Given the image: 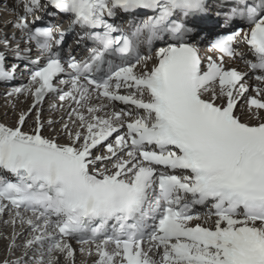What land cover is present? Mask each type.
<instances>
[{
  "label": "snow or ice",
  "instance_id": "obj_1",
  "mask_svg": "<svg viewBox=\"0 0 264 264\" xmlns=\"http://www.w3.org/2000/svg\"><path fill=\"white\" fill-rule=\"evenodd\" d=\"M21 5L0 82L19 67L10 52L30 76L8 95L31 103L0 122V217L26 238L13 231L23 251L3 264H76L73 242L93 264H264V0H219L214 39L209 0ZM57 15L67 29L45 19ZM77 28L93 46L65 60ZM50 96L59 119L43 117Z\"/></svg>",
  "mask_w": 264,
  "mask_h": 264
},
{
  "label": "bare ground",
  "instance_id": "obj_2",
  "mask_svg": "<svg viewBox=\"0 0 264 264\" xmlns=\"http://www.w3.org/2000/svg\"><path fill=\"white\" fill-rule=\"evenodd\" d=\"M14 18L15 16H11L7 14L4 9H0V38L7 37L10 39V34L16 35L17 32L11 29L12 25L10 23L11 20ZM0 93H1L0 105L3 106L4 101L6 100V105L9 106L0 111V122L13 124L15 122L16 113L20 110L25 109L28 105L27 104L28 102L24 103L25 98L21 97V98H17L13 104H10V99L6 98L1 91ZM2 99L5 100L3 101ZM43 109H44L43 111L44 118L51 117L52 119H58L61 115V112L49 111L46 106H44ZM5 111H7V113L3 114V112ZM55 127L58 129L59 124L55 125ZM49 133L50 130H47L45 132L46 135H48ZM6 220H7L6 215H4L2 219H0V264H3L4 261H16L17 257H19L22 254L23 249L21 247H16V248L11 247V237L13 235V231L15 230L16 233H24L16 237L17 245H22L24 239L26 238V232L21 226L17 224L14 229L11 224L5 223ZM15 254L17 256H15ZM12 257L13 259H11Z\"/></svg>",
  "mask_w": 264,
  "mask_h": 264
},
{
  "label": "rangeland",
  "instance_id": "obj_3",
  "mask_svg": "<svg viewBox=\"0 0 264 264\" xmlns=\"http://www.w3.org/2000/svg\"><path fill=\"white\" fill-rule=\"evenodd\" d=\"M0 98H1V93H0ZM9 99H10V98H9ZM2 100L4 101L5 99H2ZM10 101H11V99H10ZM1 102H2V101H1ZM10 104H11V103H10ZM6 107H9V106L6 105V100H5V101H4V105H3V106L0 105V111H1L2 109L6 108ZM4 113H7V111L3 112V114H4ZM1 243H2V242H1Z\"/></svg>",
  "mask_w": 264,
  "mask_h": 264
}]
</instances>
